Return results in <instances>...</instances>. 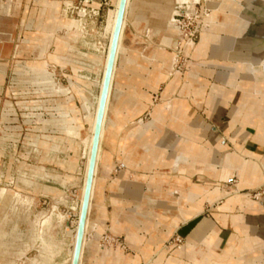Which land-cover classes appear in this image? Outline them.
Returning <instances> with one entry per match:
<instances>
[{"label":"crops","instance_id":"1","mask_svg":"<svg viewBox=\"0 0 264 264\" xmlns=\"http://www.w3.org/2000/svg\"><path fill=\"white\" fill-rule=\"evenodd\" d=\"M178 1L127 2L79 264H264V193L257 199L249 195L264 186V0L203 5L213 8L211 29L200 26V44L188 54L191 65L184 78L168 74L176 36L170 19ZM113 3L100 34L107 42L105 56ZM71 23L60 42L49 43L47 57L74 71L73 94L62 99L59 110L83 139L84 120L93 110L85 104H98L100 97L102 80L94 73L101 66L102 76L98 51L104 43L95 22ZM38 74L35 81L45 88L70 94V87L56 86L52 74L45 79ZM62 129L74 142L77 136ZM68 163L64 182L77 176ZM174 165L178 171L171 169ZM233 180L235 188L228 191L223 184ZM234 189L238 194H230ZM205 206L211 210L205 212ZM179 226L185 244L160 252ZM53 244L41 239L47 258Z\"/></svg>","mask_w":264,"mask_h":264},{"label":"rangeland","instance_id":"2","mask_svg":"<svg viewBox=\"0 0 264 264\" xmlns=\"http://www.w3.org/2000/svg\"><path fill=\"white\" fill-rule=\"evenodd\" d=\"M96 1L100 4L97 5L99 8L90 6ZM181 2H189V0H181ZM204 2L213 4L210 0H201V3L196 5L198 18L194 22L197 27L195 44L182 45L183 49L179 47L182 49L180 54L182 65L176 68L178 72L173 69L171 71L170 68L169 77L181 75L184 78L189 71L191 59L188 54L190 55L200 44L203 16H205V27L211 29L209 16L213 8L212 11L208 9L203 11L201 6L205 5ZM119 3L120 0H115V20ZM113 8L112 0H0V264L23 257L30 246H39L42 238L55 243L53 244L54 262V257L61 252L58 250L64 247L59 244L65 240L63 213L70 212L72 215L74 211L70 209L71 207L77 212L80 211L81 201L77 205L74 204L77 202L75 195L78 188L85 184L89 164L86 150V159L83 157V150L86 148L83 139L90 133L91 120L97 115L98 104L95 102L90 105L85 104L86 110L93 106V110L87 116L89 124L86 120L83 123L85 129L81 134L85 137L83 139L73 137L74 142H70L62 127L66 130L71 128L67 118L61 119L59 105L63 98L67 99L73 94L71 84L75 83L74 71L66 63L49 61L47 48L50 42H60L67 35L66 27L72 20L83 19L87 25L88 22L89 24L95 22L99 31V43L101 41L104 43V45L99 44L98 51L101 63L104 60L102 76L101 66L94 73L95 80L100 77L102 80L98 92L100 94L115 20L113 27L112 20L109 23L106 56L104 48L107 42L100 38V34L104 32L109 10ZM185 20L186 15L180 22ZM30 24H32L31 30ZM27 38L31 39L29 43L24 41ZM56 49L57 45L54 44L53 53ZM81 49L85 50V48ZM171 50L173 53L174 50L172 48ZM200 62L199 60L198 64ZM173 64L174 61L171 67ZM32 65L38 70H33ZM261 68L264 70V67ZM3 69L7 72L5 76L1 74ZM38 72L52 74L56 86L70 87V94H62L57 89V91L50 90L45 88L44 83L36 82ZM190 73L184 80H189ZM40 77L45 79L41 75ZM91 87L96 94L97 86ZM154 97L155 102L160 101V93L155 94ZM89 98H92V95H89ZM163 107L166 108L165 110L169 109V102ZM75 111L77 112V109ZM75 129L80 132L78 127L72 130ZM67 162H69V170L73 173L76 171L77 176L80 165L85 164L84 174L82 167L79 171L80 176L71 174L68 177L69 181L64 182L67 171L63 167ZM171 169L178 171L175 165ZM234 184L233 180L223 185L230 191L235 188ZM254 193V190L250 191L252 197ZM210 210L211 206H205V212ZM69 222L71 227L77 228L78 220L73 216ZM180 227L174 228L166 237L160 252L168 249L177 250L185 244L186 240L180 232ZM102 239L109 240L106 236ZM33 253L35 251L30 254ZM67 258L70 257L62 259L66 261L64 264H70L72 260Z\"/></svg>","mask_w":264,"mask_h":264},{"label":"water","instance_id":"3","mask_svg":"<svg viewBox=\"0 0 264 264\" xmlns=\"http://www.w3.org/2000/svg\"><path fill=\"white\" fill-rule=\"evenodd\" d=\"M198 3H201V0ZM198 3H194V2L192 3L191 1L190 2H179L178 1L174 8L173 14L170 19V24L172 27H174V30L176 31V36H175V39L173 40V44L170 45V48H172L174 52H176L179 49L180 41L184 37V31L181 28L180 20L184 18V16L188 12L191 11L192 6ZM126 6H127V0H120L119 6H118V12H117L116 24H115V28H114L111 41H110V47H109V52L107 56V63H106L105 73L103 76V86L100 92L97 117H96V125H95L94 138H93V146H92L91 158H90L88 172H87L85 190L82 193L81 188L79 187L76 192L77 194L75 195L77 202H75L74 204L77 205L79 201H81L80 211L77 212V210H75L74 207H71L70 209L74 211L72 215L70 214V212L63 213L65 218L62 224L65 223L64 237L67 242V245L64 246L63 250L61 251L59 255H56L54 257V262L62 260L63 258L67 256L68 257L72 256L71 264H79L80 259H81V252H82L83 241L85 237L87 216H88V210H89V205H90L91 190H92L93 180H94V175H95V166H96V160H97L99 139L101 135V129L103 125V118L105 114L107 100L109 97V91H110V87L112 83V74H113V70L116 64L117 49H118L121 29L123 25V20L125 17ZM201 9L205 11L206 8L205 6H201ZM204 17L205 16L202 17L203 19L201 21V24L203 23V25L205 21ZM6 73L7 72L5 69L1 71V74H3L4 76L6 75ZM71 216H73L76 220H78L77 228L76 226L75 227L70 226L69 221H70ZM54 221L55 220L53 218V225H54ZM32 251H35V253L30 254ZM42 256H43V249L40 243L39 246H35V247L27 249L23 258H20L19 261L15 264H35L36 260L42 259ZM2 264H13V263H10V261H8V262H3Z\"/></svg>","mask_w":264,"mask_h":264},{"label":"bare ground","instance_id":"4","mask_svg":"<svg viewBox=\"0 0 264 264\" xmlns=\"http://www.w3.org/2000/svg\"><path fill=\"white\" fill-rule=\"evenodd\" d=\"M127 2H128V0H127ZM194 3H198V0H194L193 1ZM192 2V3H193ZM126 8H127V6H126ZM126 13V12H125ZM116 18H117V16H116ZM124 19H125V17H124ZM74 21V20H73ZM124 21V20H123ZM72 24V23H71ZM115 24H116V20H115ZM70 26V25H69ZM72 26V25H71ZM70 26V27H71ZM122 27H123V25H122ZM114 28H115V26H114ZM113 32H114V30H113ZM121 32H122V29H121ZM204 36V35H203ZM120 37H121V34H120ZM119 41H120V39H119ZM195 43H191V42H188V43H182V45L183 46H192V45H194ZM118 46H119V44H118ZM182 46V47H183ZM121 50V49H120ZM117 51H118V49H117ZM177 64V53L176 52H174V64H173V70L174 71H176V68H175V65ZM262 67H264V60L262 61ZM113 72H114V70H113ZM176 72H178V71H176ZM43 78H46L47 76L46 75H49V73L48 74H45V73H42V74H40ZM112 77H113V74H112ZM49 78V77H48ZM47 78V79H48ZM49 80V79H48ZM51 80V79H50ZM101 83H102V81H101ZM110 89H111V87H110ZM109 94H110V91H109ZM100 98V97H99ZM99 98H98V104H99ZM108 99H109V97H108ZM107 103H108V100H107ZM106 107H107V105H106ZM97 111V110H96ZM105 111H106V109H105ZM104 116H105V114H104ZM96 117H97V115H96ZM96 117L95 118H93L92 120H91V127H90V133L83 139V141H84V143H85V150H86V153H87V157H88V160H89V162H90V158H91V152H92V146H93V138H94V131H95V125H96ZM103 121H104V118H103ZM102 127H103V125H102ZM68 133H71V134H73V135H76L77 137H78V135H79V131H78V129H75V130H72V129H70V130H68ZM101 134H102V129H101ZM100 139H101V135H100ZM100 139H99V145H100ZM98 145V151H99V148H100V146ZM78 146V145H77ZM78 150V149H77ZM97 156H98V152H97ZM74 161V160H73ZM75 164V163H74ZM96 164H97V160H96ZM88 167H89V164H88ZM87 168V167H86ZM95 168H96V166H95ZM72 171V170H71ZM94 178H95V175H94ZM85 181V184H86V180H84ZM93 182H94V180H93ZM84 184V183H83ZM85 184L81 187V191H82V193L84 192V190H85ZM234 190H237V189H234ZM233 190V192L234 193H237L238 192V190L237 191H234ZM94 192H95V187H94V191H93V186H92V190H91V195H92V193H93V195H92V197H94ZM231 194V193H230ZM229 195V194H228ZM249 195H251V194H249ZM240 196V195H239ZM91 199V198H90ZM89 211V210H88ZM88 217V216H87ZM88 225H89V223H88ZM8 226V225H7ZM9 238V237H8ZM85 241V240H84ZM83 241V242H84ZM86 243V242H85ZM64 246H66L67 245V242L66 241H64V244H63ZM46 246H43V248H44V251H45V248ZM50 248V247H49ZM58 250V249H57ZM49 251V250H48ZM58 251H62V250H58ZM54 254V252L53 253H51V255H50V257L48 256V258L46 257V256H42V260H39L40 262L39 263H37V264H64V262L65 261H63V260H60L59 262H53V255ZM66 258V257H65ZM67 259H72V256L70 257V258H67ZM72 261V260H71ZM70 264H71V262H70Z\"/></svg>","mask_w":264,"mask_h":264},{"label":"built area","instance_id":"5","mask_svg":"<svg viewBox=\"0 0 264 264\" xmlns=\"http://www.w3.org/2000/svg\"><path fill=\"white\" fill-rule=\"evenodd\" d=\"M197 5V4H196ZM196 5L192 6L190 12L186 14V20L184 22H180L182 30H184V37L181 39L179 47L183 49L182 43H195L196 34H197V27L194 25L195 20L198 18V10L196 9ZM182 49L177 50V64L175 68H180L182 65V58H180V54L182 53ZM186 61V59H185ZM177 70V69H176ZM255 193L253 195L254 198H259L264 193V186L259 187L258 189L254 190ZM178 241L181 239L178 237Z\"/></svg>","mask_w":264,"mask_h":264}]
</instances>
